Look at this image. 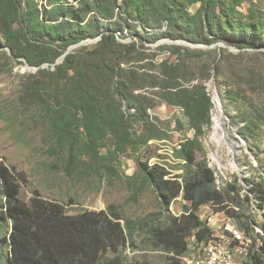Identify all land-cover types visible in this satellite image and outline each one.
Listing matches in <instances>:
<instances>
[{
  "label": "trees",
  "instance_id": "obj_1",
  "mask_svg": "<svg viewBox=\"0 0 264 264\" xmlns=\"http://www.w3.org/2000/svg\"><path fill=\"white\" fill-rule=\"evenodd\" d=\"M45 1L38 8L35 0L24 4L0 0V35L17 57L37 66L46 61L51 65L68 45L101 36L91 46L68 53L54 70H37L39 75L50 76L52 84L65 88L66 106L55 110L51 126L67 172L80 171L85 155L109 169L107 165L119 155L161 138L160 128L147 112L156 102L137 91L154 88L160 101L173 109L183 108L177 112V123L192 128L194 135L176 150L188 166L184 174H172L159 163H139L164 210L161 218L138 222L152 248L165 253L166 264H181L180 258L192 251L188 239L203 240L212 233L199 215L200 206L208 204L251 235L248 264H264V221L263 234L253 235V221L247 214L251 201L262 209V184L248 182L246 206H241L236 184L218 189L213 170L205 159H198L199 136L211 122L213 106L206 80L213 78L223 98L235 99L236 93L227 88L224 55L211 49L160 44L157 49L168 53L167 57L153 62L155 53L145 52L150 48L147 43L161 38L203 44L223 41L239 49H254L264 46V17L249 13L243 19L239 7L245 0ZM126 29L132 40L119 41L117 32ZM147 57V63H139ZM242 117L244 135L252 120L246 114ZM135 124L142 126L139 133ZM108 137L113 148L102 155ZM178 196L185 201L182 212L171 215L168 207ZM136 229L132 220L110 208L69 214L60 203L40 196L25 201L20 197L18 175L0 161V264H123L124 250L135 246Z\"/></svg>",
  "mask_w": 264,
  "mask_h": 264
},
{
  "label": "rangeland",
  "instance_id": "obj_2",
  "mask_svg": "<svg viewBox=\"0 0 264 264\" xmlns=\"http://www.w3.org/2000/svg\"><path fill=\"white\" fill-rule=\"evenodd\" d=\"M18 1L24 4L26 0ZM35 2L38 8L46 4L45 0ZM239 10L243 19L249 13L264 17V0H245ZM132 37L127 29L117 32L119 41L129 42ZM157 41L147 43L150 48L145 49L146 54L155 53L153 62L166 58L168 54L157 49L160 45ZM95 42L82 46H91ZM223 43H216L212 48L205 45L193 48L211 49L214 54L224 55L227 88L236 93L235 99L223 98L213 78L207 79L205 83L211 80L212 87L219 94L225 136L232 148L228 150L226 144H216L211 140L213 118L217 112L216 103L212 102L211 122L203 128V133L199 136L201 153L198 159H205L207 166L213 170L218 189L235 183L240 192V205L246 206L244 195L249 186L248 182L254 180L261 183L264 189V46L239 49ZM82 46L74 48L71 52ZM205 57L203 54L202 58ZM149 59L147 57L139 63H147ZM45 63L48 64L41 66ZM41 65L40 68L48 70H54L56 66L50 65L49 61ZM127 65L121 64L123 67ZM29 66L37 67L30 64L25 57H17L4 44L0 35V161L18 175L20 197L29 201L33 196H40L45 200L58 202L69 214L110 208L120 213L124 219L132 220L137 227L133 235L135 246H127L124 250L123 264H166L165 253L152 248L146 231L138 224L142 219L161 218L164 212L155 187L147 181L139 163L147 161L149 166L159 163L172 174L186 172L188 166L176 150L180 148L181 142L184 143L193 137L194 130L187 125H178L177 115L180 114L176 111L183 108L173 109L160 101L153 93L154 88L137 90L152 97L156 102L147 112L149 118L160 128L162 137L149 139L139 150L128 151L115 160H112L111 156L112 161L107 165L109 169L102 168L101 163H93L85 155L82 159V169L71 175L66 170L64 154H59L55 148L56 140L51 126L55 110L66 106L63 103L66 97L65 88L52 84L50 76L39 75L38 69ZM212 87L208 90L211 97ZM122 104V109L126 111V102L123 101ZM129 111L133 113L132 109ZM243 114L252 120V124L244 131L247 135L241 134L240 130L245 123ZM138 124H135L137 133L142 129ZM239 138L240 142L237 141ZM105 144L100 151L102 155L113 148L109 137ZM183 203L185 201L181 196L174 198L167 212L179 215ZM251 205L252 208L247 214H250L253 221L252 234L256 235L260 230L263 234L261 224L264 221V204L262 209L257 208L254 201H251ZM207 225L212 233L218 227L208 223ZM188 240L192 244L201 241L194 237ZM169 264L177 263L172 261Z\"/></svg>",
  "mask_w": 264,
  "mask_h": 264
},
{
  "label": "built area",
  "instance_id": "obj_3",
  "mask_svg": "<svg viewBox=\"0 0 264 264\" xmlns=\"http://www.w3.org/2000/svg\"><path fill=\"white\" fill-rule=\"evenodd\" d=\"M179 180H181V178H179ZM209 211L210 213L208 214ZM199 215L206 223L217 226H219V220H226V234L223 240L217 243H207L196 258L184 260L187 264H221V261H230L231 258L236 257L229 256V249H238V256L249 257L252 249V237H250V234L247 232H244L243 229L239 228V226L235 224L233 218H227V215L222 212L213 211L211 205L208 204L200 206ZM217 217L218 220H216ZM231 229H239L240 240H247V247H240V241H232ZM224 240H231V247H224Z\"/></svg>",
  "mask_w": 264,
  "mask_h": 264
},
{
  "label": "bare ground",
  "instance_id": "obj_4",
  "mask_svg": "<svg viewBox=\"0 0 264 264\" xmlns=\"http://www.w3.org/2000/svg\"><path fill=\"white\" fill-rule=\"evenodd\" d=\"M216 103V115L213 118V132L211 135V140L216 144H226L228 150L232 148L229 141H227L225 136V126L222 119V108L219 105V99H215ZM227 218H232L227 215ZM236 224V223H235ZM237 225V224H236ZM238 226V225H237ZM240 228V227H239ZM245 232V230H243ZM261 231V230H260ZM226 234V220H221L219 226L207 239L196 241L194 244L191 242V253L181 257V264H187L184 260H189V258H196L197 255L201 253V249L207 243H217L225 237ZM232 241H240V247H247V240H240L239 229H231ZM251 237V235H250ZM224 247H231V240H224ZM229 256L236 257L231 258L230 261H221V264H248V258L245 256H238V249H229Z\"/></svg>",
  "mask_w": 264,
  "mask_h": 264
},
{
  "label": "water",
  "instance_id": "obj_5",
  "mask_svg": "<svg viewBox=\"0 0 264 264\" xmlns=\"http://www.w3.org/2000/svg\"><path fill=\"white\" fill-rule=\"evenodd\" d=\"M99 38H100V36H97V37H94V38H87V39L81 40V41H79L77 43H74V44L69 45L64 50V52L60 56L57 57L56 61L54 63H52L51 65L52 66H55L56 64H58L59 62H61L66 57V55L68 53H70L74 48H77V47L82 46V45H86V44H88L90 42H95ZM156 43L157 44H180V45H184V46H188V47H192V48L193 47H199L201 45H205L208 48H212V47H214L216 45V43H213V44L192 43V42H190L188 40L169 39V38H164V40H159ZM217 43L224 44L223 42H217ZM47 64L48 63H45V64H43L41 66H44V65H47ZM41 66H37V67L29 66V67L30 68H36V69H38ZM205 85L208 88L207 90H209V88L212 87L211 80L209 82L205 83ZM211 98H212L211 100H212L213 103L215 102V99L219 98V94H218L217 90L214 87H212V97ZM237 141L240 142L241 139L239 138V139H237Z\"/></svg>",
  "mask_w": 264,
  "mask_h": 264
}]
</instances>
